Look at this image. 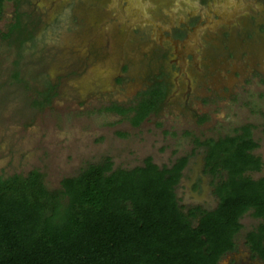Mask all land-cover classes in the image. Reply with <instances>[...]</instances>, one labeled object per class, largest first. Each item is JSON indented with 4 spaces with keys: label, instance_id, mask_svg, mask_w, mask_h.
Here are the masks:
<instances>
[{
    "label": "rangeland",
    "instance_id": "374dc122",
    "mask_svg": "<svg viewBox=\"0 0 264 264\" xmlns=\"http://www.w3.org/2000/svg\"><path fill=\"white\" fill-rule=\"evenodd\" d=\"M31 2L30 13L37 11L44 22L55 23L37 32L21 55L0 39V176L37 168L45 172L50 187H57L62 178L107 156L114 168L124 169L142 166L146 157L160 167H169L187 156L176 187L180 205L184 211L189 207L211 210L218 203L214 179L205 171V149L198 143L232 136L245 125L252 126V138L258 143L253 153L262 160L261 171L250 175L255 180L264 176V16L256 15L249 26L255 15L250 11L242 25L252 32L241 37L232 34L229 48L234 56L226 54L215 39L219 59L212 57L211 64H206L211 72L191 82V95L188 82L179 76L175 94L162 110L134 127L127 119L102 110L112 102L128 106L147 83L144 74L139 76L133 70L132 84L115 85L121 43L115 36L111 48H104L107 43L100 13L88 8L87 14H80L76 7L75 13L85 18L80 28L68 32L71 25L63 20L68 15L57 18L61 10L57 7L63 6H53L52 0ZM13 12V3L6 2L0 36L7 33ZM126 51L137 64L136 44ZM89 52L96 54L94 64L83 69L81 63ZM49 86L56 88L52 99L36 104ZM201 117L205 120L200 121ZM240 222L236 250L219 264H264L245 245L246 233L260 221L248 213Z\"/></svg>",
    "mask_w": 264,
    "mask_h": 264
},
{
    "label": "trees",
    "instance_id": "16d2710c",
    "mask_svg": "<svg viewBox=\"0 0 264 264\" xmlns=\"http://www.w3.org/2000/svg\"><path fill=\"white\" fill-rule=\"evenodd\" d=\"M6 2L13 3L14 12L0 39L21 55L36 33L55 21L30 13L31 0H0V18ZM157 84L138 92L128 106L112 102L102 110L139 127L160 111L166 93ZM55 90L47 87L35 103H48ZM251 127L196 141L214 179L218 203L211 210L184 211L180 205L176 187L187 156L169 167L146 157L131 169L114 168L107 156L62 178L57 187H50L37 168L0 176V264H219L236 250L240 220L248 213L260 222L246 233L245 245L264 263V176L250 175L262 169Z\"/></svg>",
    "mask_w": 264,
    "mask_h": 264
},
{
    "label": "flooded vegetation",
    "instance_id": "af4514ba",
    "mask_svg": "<svg viewBox=\"0 0 264 264\" xmlns=\"http://www.w3.org/2000/svg\"><path fill=\"white\" fill-rule=\"evenodd\" d=\"M51 4L63 6L57 7L61 8L57 18L68 15L63 19L71 25L68 32L80 28L85 18L75 13L76 7L80 8V14H87L88 8L98 11L103 24L102 33L106 35L107 46L103 47L109 50L115 36L121 43L118 46L119 69L113 82L120 87L132 84L135 77L133 70L139 71V76L144 74L147 83V87L139 93L158 82L160 85L157 84V87L160 86L166 93L165 98L160 100V111L174 96L179 76L188 82L191 95V82L211 72L206 64H211L212 57L214 61L219 59L215 56L219 44L214 42L215 39L220 40L226 54L234 56L230 51V43L234 40L232 34L237 33L241 37L249 33L251 27L242 23L250 11L255 15L249 26L256 21V15L264 16V0H52ZM72 23L75 25L72 26ZM132 44H136L135 55L140 57L137 64L126 51ZM88 54L81 63L83 69L86 64H94L96 54Z\"/></svg>",
    "mask_w": 264,
    "mask_h": 264
}]
</instances>
